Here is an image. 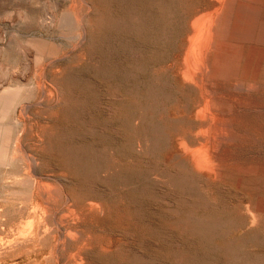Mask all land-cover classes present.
<instances>
[{
    "label": "rangeland",
    "instance_id": "1",
    "mask_svg": "<svg viewBox=\"0 0 264 264\" xmlns=\"http://www.w3.org/2000/svg\"><path fill=\"white\" fill-rule=\"evenodd\" d=\"M88 1L0 0V264H264V0Z\"/></svg>",
    "mask_w": 264,
    "mask_h": 264
},
{
    "label": "bare ground",
    "instance_id": "2",
    "mask_svg": "<svg viewBox=\"0 0 264 264\" xmlns=\"http://www.w3.org/2000/svg\"><path fill=\"white\" fill-rule=\"evenodd\" d=\"M76 1H79V0H76ZM86 1H87V0H86ZM86 1L84 0V2H86ZM210 1H211V0H210ZM216 1H217V0H216ZM219 1H220V0H219ZM219 1H217V2L219 3ZM223 1H224V0H223ZM90 2H91V1L89 0V1H88V5H89ZM86 3H87V2H86ZM196 3H197V2H196ZM77 4H78V2L76 3V5H77ZM90 4H91V3H90ZM98 4H99V3H98ZM209 4H210V3H209ZM219 4H221V3H219ZM201 5H203V4H201ZM201 5H200V6H201ZM205 5H206V4H205ZM78 6H79V5H78ZM207 6L209 7L208 2H207ZM207 6H206V7H207ZM221 6H222V9H223V5H221ZM231 6H232V2H231ZM80 7H81V5H80ZM195 7H196V6H195ZM203 7H205V6H203ZM77 8H78V7H77ZM75 10L78 11L77 9H75ZM193 10H194V9H193ZM216 11H217V10H216ZM73 12H74V11H73ZM212 12H214V11H212ZM218 12H219V11H218ZM218 12H217L216 14H217V16L219 17L220 15L218 14ZM220 12H222V11H220ZM206 13H207V12H206ZM76 14H77V13H76ZM80 14H81V13H80ZM202 15H203V14H202ZM214 15H215V14H214ZM81 16H83V15H81ZM221 16H222V15H221ZM79 17H80V15H79ZM199 17H200V16H199ZM214 17H215V16H214ZM82 18H83V17H82ZM201 18L203 19V16H202ZM198 19H199V18H198ZM198 19H197V21H199ZM204 19H205V18H204ZM204 19H203V20H204ZM206 19H207V18H206ZM206 19H205V22H206ZM215 19H216V18H215ZM222 19H223V18H222ZM79 20H80V19H79ZM83 20H84V19H83ZM213 20H214V19H213ZM217 20H218V19H217ZM77 21H78V19H77ZM197 21H196V24L198 23ZM210 21H211V20H210ZM226 21H227V20H226ZM202 22H203V21H202ZM205 22H204V23H205ZM207 22H208V19H207ZM211 22H212V21H211ZM215 24H217V21H216ZM215 24H214L213 26H215ZM77 25H78V24H77ZM207 25H208V27H209V24H207ZM78 26H79V25H78ZM202 26H203V24H202ZM204 26H205V25H204ZM204 26H203V27H204ZM213 26H211V28H212ZM85 27H87V26H85ZM85 27H84V28H85ZM192 27H193V24H192ZM197 27H198V26H197ZM197 27H196V28H197ZM78 28H79V27H78ZM191 29H192V28H191ZM77 30H78V29H77ZM192 30H193V29H192ZM203 30H204V29H203ZM205 30H206V29H205ZM206 31H208V29H207ZM210 31H211V29H210ZM210 31H209V32H210ZM194 33H195V32H193V36L195 37ZM198 33H200V35H201V31L198 32ZM198 35H199V34H198ZM212 36H213V35H212ZM81 37H82V36H81ZM197 37H198V36H197ZM191 38H192V37H190V40H188V41L191 42V44H193ZM205 38H206V37H205ZM188 39H189V37H188ZM192 39H193V38H192ZM200 39H201V38H200ZM193 40H194V39H193ZM208 40H210V41H208V42L211 44V38H210V39L208 38ZM205 42H206V39H205ZM205 42H204V44H205ZM208 42H207V43H208ZM220 42H221V41H220ZM220 42H219V43H220ZM209 43H208V44H209ZM196 44H197V43H196ZM198 44H199V43H198ZM189 45H190V44H189ZM216 45H217V44H216ZM223 45H224V43H223ZM206 46H207V45H206ZM218 46H219V45H218ZM183 47H184V46H183ZM189 47H190V46H189ZM208 47L210 48L209 45H208ZM226 47H227V46H226ZM79 48H80V47H79ZM192 48H193V47H192ZM192 48H191V49H192ZM216 48H217V47H216ZM197 49H198V48H197ZM199 49H200V48H199ZM206 49H207V48H206ZM207 50H208V49H207ZM217 50H218V49H217ZM218 51H219V50H218ZM186 52H187V51H186ZM200 52H201V51H200ZM204 52H205V51H204ZM194 53H195V52H194ZM206 53H207V51H206ZM186 55H187V53H186ZM186 55H185V56H186ZM56 56H57V55H56ZM66 56H68V55H66ZM198 56H199V55H198ZM204 56H205V54H204ZM62 57H63V56H62ZM68 57H69V56H68ZM83 57H84V56H83ZM189 57H190V56H189ZM194 57H195V55H194ZM57 59H58V58H57ZM81 59H82V58H81ZM203 59H204V57H203ZM205 59H206V58H205ZM185 60H186V57H185ZM186 61H187V60H186ZM203 61H204V60H203ZM205 62H206V60H205ZM71 63H72V62H71ZM197 63H199V62H197ZM41 65H42V64H41ZM187 65H188V64H187ZM200 65H201V64H200ZM208 68H209V67L207 66L206 70H208ZM44 69H45V68H44ZM61 70H62V69H61ZM203 70H205V69L203 68ZM58 72H59V71H58ZM206 72H207V71H206ZM202 73H203V72H202ZM44 74H45V73H44ZM204 74H205V73H204ZM205 75H206V74H205ZM54 77H55L54 80H55V82H56L57 77H56V76H54ZM45 78H46V77H45ZM39 79H40V78H39ZM39 79H38V80H39ZM203 79H204V78H201L202 81H204ZM46 80H47V79H46ZM201 80H200V81H201ZM202 81H201V82H202ZM43 82H44V81H43ZM45 83H46V82H45ZM46 84H47V83H46ZM196 84H197V83H196ZM202 85H203V84L201 83V86H202ZM204 85H205V84H204ZM54 86H55V85H54ZM204 87H205V86H204ZM55 88H56V87H55ZM210 88H211V87H210ZM43 89H44V87H43ZM200 89H201V88H200ZM201 90H202V89H201ZM206 90H207V89H206ZM61 91H62V90H61ZM206 92H207V91H206ZM211 92H212V91H211ZM211 92H210V93H211ZM57 93H58V92H57ZM202 93H203V92H202ZM204 93H205V92H204ZM209 95H211V94H209ZM17 96H18V95H17ZM45 96H47V95H45ZM48 96H49V95H48ZM56 96H57V95H56ZM58 96H59V93H58ZM211 96H212V95H211ZM14 98L16 99V96H15ZM14 98L9 97V96H2V97H0V105H2L1 103L4 101V106H5V107H8V106L11 105L12 103L14 104V101H15ZM56 99H58V97H57ZM39 101H40V100H39ZM56 101H57V100H56ZM200 101H202V100H200ZM57 103H58V102H57ZM199 103H200V102H199ZM204 103H205V101H204ZM43 104H44V103H43ZM207 104H208V100L206 99V103H205V105L207 106ZM25 105H26V104H25ZM49 105H50V104H49ZM203 105H204V104H203ZM21 106H23V105H21ZM40 106H41V105H40ZM50 106H51V105H50ZM12 107H13V106H12ZM12 107H11V108H12ZM52 107H53V106H52ZM58 107H59V106H58ZM22 108H23V107H22ZM22 108H21V109H22ZM26 108H27V107H26ZM49 108H50V107H49ZM49 108H48V109H49ZM192 108H193V107H192ZM199 108H200V107H199ZM201 108H202V107H201ZM201 108H200V109H201ZM204 108H205V106H204ZM204 108H202V111H203ZM207 108H209V104H208ZM9 109H10V108H9ZM9 109H7V110H9ZM15 109H16V108H14V110H15ZM50 109H52V108H50ZM50 109H49V110H50ZM51 112H52V111H51ZM203 112H204V111H203ZM205 112H207V110H206ZM46 113H47V112H46ZM200 113H201V112H200ZM90 114H91V113H90ZM201 114H202V113H201ZM204 114H205V113H204ZM206 118H207V116H206ZM209 118H210V117H209ZM209 120H210V119H209ZM17 123H18V122H17ZM1 125H2V124H1ZM22 125H23V124H22ZM205 125H207V123H206ZM208 126H209V125H207V127H206L207 130H209V129H208ZM23 127H24V126H23ZM0 128H1V126H0ZM201 128H202V127H201ZM206 128H205L204 130H206ZM4 130H5V128H4ZM21 130H22V128H21ZM21 130H20V131H21ZM20 131H19V132H20ZM0 132H1V131H0ZM207 132L209 133V131H207ZM20 134H21V132H20ZM187 134H188V133H187ZM22 135H23V134H22ZM3 137H4V136H3ZM17 137H19V134H18ZM17 137H16V139H17ZM21 137H22V136H21ZM21 137H20V138H21ZM24 139H25V137H24ZM3 140H4V139H3ZM22 140H23V138H22ZM204 140H205V139H204ZM208 140H209V139H208ZM18 141H19V140H18ZM18 141L15 140V142H17V143H18ZM22 142H23V144H24V141H22ZM39 142H40V141H39ZM157 142H158V141H157ZM17 143H16V145H17ZM19 143H20V142H19ZM204 143H207V142H204ZM21 144H22V143H21ZM196 144H197V143H196ZM199 145H200V144H199ZM203 146H204V144H203ZM200 147H201V145H200ZM2 148L5 149L6 147H2ZM201 148H202V147H201ZM14 149H15V148H14ZM18 149H20V148H18ZM18 149H17V152H19ZM203 149H204V148H203ZM15 151H16V149H15ZM24 151H25V150H24ZM20 152H21V151H20ZM1 154H2V152H1ZM3 154H5V153H3ZM13 154H14V153H13ZM13 154H12V155H13ZM23 155H24V154H23ZM3 156H4V155H3ZM16 156L18 157L17 154L14 155V157H16ZM23 157H24V156H23ZM215 157H217V156H215ZM0 158L2 159V156H1ZM17 159H18V158H17ZM20 159H23V158L20 157ZM20 159H18V160H20ZM68 159H69V158H68ZM4 160H5V159H4ZM8 160H9V159H8ZM8 160H6V161H8ZM69 160H70V159H69ZM212 160H213V159H212ZM1 161H2V160H1ZM33 161H34V160H33ZM11 162H13V160H12ZM16 162H17V161H16ZM9 165H10V163H9ZM219 167H220V166H219ZM26 171H27V169H26ZM219 171H220V170H219ZM11 174H12V173H11ZM16 175H17V174H16ZM19 175H20V174H19ZM11 177L15 178V177L12 176V175H11ZM30 177H31V176H30ZM53 177H55V176H53ZM13 178H12V179H13ZM16 178H17V176H16ZM26 178H27V177H26ZM50 178H51V177H50ZM55 179H56V178H55ZM36 180H37V179H36ZM26 181H27V180H26ZM37 181H38V180H37ZM14 183H15V182H14ZM16 183H17V182H16ZM26 185H27V184H26ZM39 185H40V184H39ZM34 186H35V184L33 185V191H34ZM37 186H38V183H37ZM41 186H44V188H45V185H44V184H41ZM59 186H60V185H59ZM38 187H39V186H38ZM47 187H49V186H47ZM60 187H61V186H60ZM39 188H43V187H39ZM29 189H30V188H29ZM39 190H41V189H39ZM46 190H49V189H48V188H45V192L47 193V196H48L49 194H48V192H47ZM50 190H52V189L50 188ZM37 191H38V189L36 190V192H37ZM39 192H40V191H39ZM45 192H43V193H45ZM51 192H52V191H51ZM36 194H37V193H36ZM36 194H35V195H36ZM39 194H40V193H39ZM39 194H38V195H39ZM51 194H52V193H51ZM218 195H219V194H218ZM31 196H32V195H31ZM49 196H50V195H49ZM52 196H53V195H52ZM32 197H33V196H32ZM15 199H16V198H15ZM30 199H31V198H30ZM48 199H49V198H48ZM53 199H54V198H53ZM49 200H50V199H49ZM33 201H35V200H33ZM53 201H54V200H52V202H53ZM43 202H44V201H43ZM130 202H131V201H130ZM36 204H37V203H36ZM37 206H38V204H37ZM69 206H70V205H69ZM97 206H99V205H97ZM100 207H101V206H100ZM100 207H99V208H100ZM32 209H33V207H32ZM41 210H42V209H41ZM41 210H40V211H41ZM33 211H34V209H33ZM51 211H52V210H51ZM30 212H31V211H30ZM48 212H49V211H48ZM69 212H70V211H69ZM102 212H103V211H102ZM32 213H33V212H32ZM34 213H35V212H34ZM34 213H33V215H34ZM43 213H44V212H43ZM67 213H68V212H67ZM0 214H1V213H0ZM3 214H4V213H3ZM38 214H39V213H38ZM49 214H51V213H49ZM73 214H74V213H73ZM79 214H80V213H79ZM33 215H32V216H33ZM71 215H72V213H71ZM28 216H29V214H28ZM32 216H31V217H32ZM33 217H34V216H33ZM76 217H77V216H76ZM45 218H46V217H45ZM26 220H27V219H26ZM31 220H32V219H30V223H28V224H31V223H32ZM38 220H40V218H39ZM38 220H37V221H38ZM46 220H47V219H46ZM76 221H77V220H76ZM27 222H28V220H27ZM3 223H4V222H3ZM26 224H27V223H26ZM5 225H6V224H5ZM37 225H38V224H37ZM53 225H54V224H53ZM0 226H1V225H0ZM28 226H29V225H28ZM31 226H33V224H32ZM35 227H36V226H35ZM35 227H34V228H35ZM59 227H60V226H59ZM28 228H29V230H30V228H32V227L29 226ZM37 228H38V227H37ZM37 228H36V229H37ZM52 228H54V227H52ZM45 229H46V228H45ZM47 229H48V228H47ZM37 230H38V229H37ZM33 232H34V231H33ZM28 233H30V232H28ZM36 233H37V232H36ZM40 235H41V234H40ZM36 236H37V235H36ZM39 239H41V237H40ZM16 241H17V240H16ZM19 241H22V240H19ZM0 242H1V241H0ZM17 242H18V241H17ZM24 242H25V241H24ZM62 242H63V241H62ZM3 243H4V242H3ZM14 243H16V242H14ZM22 243H23V242H22ZM16 245H17V244H16ZM8 246H11V245L8 244ZM14 246H15V245H14ZM6 247H7V246H6ZM1 249H3V248H1ZM54 249H55V247H54ZM80 259H81V258H80ZM52 262H53V261H52ZM82 264H83V263H82Z\"/></svg>",
    "mask_w": 264,
    "mask_h": 264
}]
</instances>
